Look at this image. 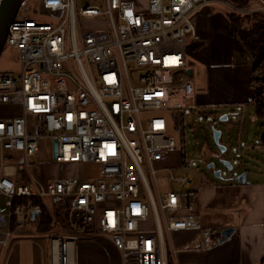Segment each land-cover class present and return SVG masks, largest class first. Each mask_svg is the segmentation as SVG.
Returning a JSON list of instances; mask_svg holds the SVG:
<instances>
[{"label":"built area","instance_id":"obj_1","mask_svg":"<svg viewBox=\"0 0 264 264\" xmlns=\"http://www.w3.org/2000/svg\"><path fill=\"white\" fill-rule=\"evenodd\" d=\"M214 1L236 8L228 0H148L144 11L135 0L19 1L3 47L15 49L20 70H0V103L18 107L0 116V163L15 161L20 171L0 174L9 206L0 212L1 246L40 211L14 199L43 196L53 200L52 264H77L75 246L89 241L114 264L100 237L117 264H168L169 255L180 264L179 231H197L198 248L217 243L222 227L202 223L191 174L171 176L177 190H159L156 174L175 141L165 116H144L172 109L175 122V113L196 106L186 37L192 16ZM89 21L104 27L82 26ZM42 138L51 142L50 161L95 163L99 174L37 179L30 157Z\"/></svg>","mask_w":264,"mask_h":264},{"label":"rangeland","instance_id":"obj_2","mask_svg":"<svg viewBox=\"0 0 264 264\" xmlns=\"http://www.w3.org/2000/svg\"><path fill=\"white\" fill-rule=\"evenodd\" d=\"M135 1L137 10L144 11L147 8L148 0ZM251 2V8H239V10L233 3L236 8H232L222 2H210L201 7L192 16V22L194 16L200 12L204 14L203 17L205 18L215 15L216 20L213 21V24L216 26L217 39L220 44V41L225 40V35L227 36L229 33V20L226 13L230 9L257 12L259 16L264 17L261 9L264 5V0H251ZM34 17L41 21L46 19V16L40 13L34 14ZM82 26L89 28L104 27L93 21L84 22ZM190 42H194V37L188 34L186 37V53L188 64L193 67L191 77L195 85L193 101L196 106H188L181 110L184 125L182 133L171 118L174 110L164 109L144 114L146 117L158 112L165 116L168 123V131L173 135L175 141L171 158L159 165L162 168L156 174L159 190H177L178 187L171 176L180 173L192 175L191 188L195 191L200 190L203 186L223 183L228 180L237 182L236 177L243 172H246L245 183H264V144L261 140L264 131V120L255 116L254 100V104L248 100L249 96L254 94V87L257 85L253 82L254 86H251L248 82L251 62L249 53L240 50L238 51L239 54L234 52V56H227L226 59L228 61L222 60L221 62L220 57L216 61L207 63L202 62L198 57L197 49L194 47L190 49ZM199 67L201 70H199ZM213 67L214 69L211 70ZM0 70H12L14 72L20 70V65L16 60V51L12 47L4 46L2 48L0 52ZM233 78L237 79V82L241 78L240 83H233L231 81ZM224 79L228 80L229 83H225ZM196 87L199 88L197 89ZM229 89L243 93L244 106L235 103L218 104L216 101L208 104V101L201 100L204 95L205 97L212 95L214 97L212 99L216 98L218 100L219 96L223 97ZM224 98L226 97H223L222 100ZM201 101L205 103L202 104L200 103ZM190 103L192 101L189 100L188 104ZM13 108L14 112L17 113L18 107L14 106ZM223 114H227L226 119H220ZM212 127L221 131L220 144L225 147L224 150H221L215 143ZM50 147L51 142L49 139L42 138L38 142V151L30 157L31 161L35 162L34 167L37 166V171H35L37 179L51 180L59 176L73 175L81 178H94L99 174L98 165L95 163L66 164L62 166L60 163L50 161ZM225 161H228L231 166L229 167ZM4 162L18 167L15 161L4 159ZM210 163L214 165L210 166ZM216 171H219V175H217ZM42 200L47 209H53V200L50 196H43ZM8 211L9 206L6 204V196L0 194V212ZM29 226L31 225L25 224L24 227L28 228ZM77 245L75 246V257H78ZM36 249L33 242H21L18 246V255L21 259L31 258ZM168 264H173L170 255Z\"/></svg>","mask_w":264,"mask_h":264},{"label":"crops","instance_id":"obj_3","mask_svg":"<svg viewBox=\"0 0 264 264\" xmlns=\"http://www.w3.org/2000/svg\"><path fill=\"white\" fill-rule=\"evenodd\" d=\"M203 16L204 14L202 12L194 16V30L192 33H189L194 37V42H190V49L191 47L197 49L196 53L201 61L208 63L216 61L220 57L221 62L222 60L228 61L226 59L227 56H234V52L239 54L238 51L234 50L232 45L230 24L228 26L229 33L227 34L226 32L227 36L225 35V40H221L219 44L216 26L213 24V21L216 20V16L213 15L206 18ZM188 66L192 68L193 73V67L189 64ZM212 69H214V67L211 68V70ZM249 69L251 70L250 66ZM199 70H201L200 67ZM212 77L214 76L212 75ZM224 81L225 83H229L228 80L226 81L224 79ZM231 81L236 83L237 79L233 78ZM240 81L241 78L237 83H240ZM248 82L251 86H254L249 80ZM196 88L198 89L199 87ZM225 93L223 97L226 98H224V100H222V96H219L218 100H216V98L212 99L214 98L212 95L206 97L202 95L203 97H200H202L201 100L208 101V104H212V102L216 101L218 104L235 103L241 106V103H244L245 105L242 92L229 89ZM248 100L254 104L253 95H250ZM203 101L200 103L204 104L205 102ZM13 107L12 105L0 103V116L15 114ZM36 167H32L34 175H36ZM0 174H7L11 177H15L20 174V171L10 163L7 164L4 162L0 163ZM47 180L49 179H42L41 181L45 182ZM196 195L198 213L204 225L221 227L235 226L236 230L227 240L221 243L217 242L205 249L198 248L199 236L197 231L189 230L174 233L175 244L180 248L176 256L179 263L263 264L264 183L255 182L248 184L245 183V180L244 182L228 180L223 183L203 186L200 190L196 191ZM25 224L31 226L26 228L24 227ZM25 224L23 226L24 231L11 234L7 244L4 247L0 245V264H52L50 240L52 233L49 231L50 226L40 227L36 225V222L30 221H26ZM13 225L15 227L18 226L16 221H13ZM100 238L102 239L99 241L104 243L108 250L113 253V263L117 264L119 262L116 255L117 251L106 238ZM21 242H33L36 246L37 249L34 251V255H32L31 258L21 259L18 255V246ZM77 244L78 257H75L77 264H108L107 255L98 243L89 241L79 242Z\"/></svg>","mask_w":264,"mask_h":264},{"label":"trees","instance_id":"obj_4","mask_svg":"<svg viewBox=\"0 0 264 264\" xmlns=\"http://www.w3.org/2000/svg\"><path fill=\"white\" fill-rule=\"evenodd\" d=\"M238 8H251V0H228ZM229 24L232 45L235 51H246L249 53L250 62V83H255L253 100L255 116L264 120V17L259 16L257 12H243L230 9L226 13ZM2 51V50H1ZM256 73V75H254ZM175 126L182 133L183 130V114L175 113ZM262 143L264 144V131L262 133ZM183 162V156H182ZM29 202L31 205H40L39 214L33 220L27 218V221L36 222L37 226H52L50 214L38 197H17L14 204L25 205Z\"/></svg>","mask_w":264,"mask_h":264},{"label":"water","instance_id":"obj_5","mask_svg":"<svg viewBox=\"0 0 264 264\" xmlns=\"http://www.w3.org/2000/svg\"><path fill=\"white\" fill-rule=\"evenodd\" d=\"M19 1L20 0H0V52L3 48L4 38L7 32L8 26L12 20V17L15 14ZM187 72L191 74L192 68L188 67ZM226 118H227L226 114H223L220 117V119H226ZM212 132H213V138H214L215 143L220 147L221 150H224L225 147L220 144L221 131L219 129H216L215 127H212ZM56 146H57L56 140L54 139L53 140L54 152L56 151ZM225 163L229 165V167L231 166L228 161H225ZM213 165H214L213 163H210V166H213ZM216 173L217 175H219V171H216ZM245 177H246V172H243L236 177V180L239 182H244ZM37 214H39V212L36 210H33L30 214V218L33 220ZM235 230H236L235 226L222 227V229L220 230V236L217 242L221 243L227 240Z\"/></svg>","mask_w":264,"mask_h":264},{"label":"bare ground","instance_id":"obj_6","mask_svg":"<svg viewBox=\"0 0 264 264\" xmlns=\"http://www.w3.org/2000/svg\"><path fill=\"white\" fill-rule=\"evenodd\" d=\"M207 239H209V235H207Z\"/></svg>","mask_w":264,"mask_h":264}]
</instances>
